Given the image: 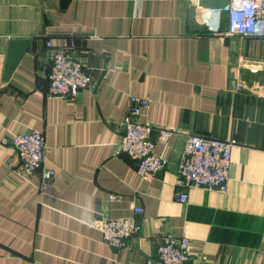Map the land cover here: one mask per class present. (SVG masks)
Masks as SVG:
<instances>
[{
    "label": "crops",
    "instance_id": "0c3cea01",
    "mask_svg": "<svg viewBox=\"0 0 264 264\" xmlns=\"http://www.w3.org/2000/svg\"><path fill=\"white\" fill-rule=\"evenodd\" d=\"M229 3L0 0V264H143L171 234L189 240L187 264H264V38L223 35ZM47 41L73 42L92 76L78 99L49 94ZM132 96L149 101L141 121L169 161L150 181L117 150ZM160 129L173 135L159 141ZM31 131L45 136V167L56 171L45 190L40 173L19 176L5 142ZM191 134L233 141V166L225 193L192 188L181 205ZM102 216L135 217L142 232L116 249L103 242Z\"/></svg>",
    "mask_w": 264,
    "mask_h": 264
},
{
    "label": "built area",
    "instance_id": "2783aa9c",
    "mask_svg": "<svg viewBox=\"0 0 264 264\" xmlns=\"http://www.w3.org/2000/svg\"><path fill=\"white\" fill-rule=\"evenodd\" d=\"M140 1V0H137ZM228 13V26L223 35L229 37L264 38V0H230L225 7ZM73 42L69 47H73ZM52 70L49 76L50 94L58 97L78 99L93 84L92 76L84 69L83 63L71 54L69 47L55 48L47 42ZM255 72L256 70L253 69ZM240 91V85L233 86ZM149 101L141 97H131L129 114L124 121V132L119 140L118 153H124L137 162L136 171L143 180H152L165 172L169 161L156 153L157 142L153 138V126L140 119ZM173 135V130H161L159 141ZM19 160L17 173L25 181H30L38 172L40 190L47 189L53 182L56 171L44 166L46 141L42 133L32 131L7 139ZM233 141L206 137L198 134L186 138L181 162L178 167L175 200L185 204L189 200V188H203L226 192L231 179L233 166ZM113 201L121 197L112 195ZM136 214L143 212L134 207ZM104 243L124 249L129 239L141 232V224L135 218L114 219L104 217L97 222ZM157 259L144 264H186L191 259L188 239L167 235L158 247Z\"/></svg>",
    "mask_w": 264,
    "mask_h": 264
},
{
    "label": "rangeland",
    "instance_id": "374dc122",
    "mask_svg": "<svg viewBox=\"0 0 264 264\" xmlns=\"http://www.w3.org/2000/svg\"><path fill=\"white\" fill-rule=\"evenodd\" d=\"M48 42V41H47ZM54 46V45H53ZM47 49H48V47H47ZM48 51H49V49H48ZM50 53V52H49ZM50 66H51V62H50ZM50 69L52 70V66L50 67ZM84 69H85V67H84ZM88 72V71H87ZM50 73H51V71H50ZM89 73V72H88ZM90 74V73H89ZM49 76H50V74H49ZM93 79V78H92ZM92 86V85H91ZM235 90V89H234ZM235 91H238V90H235ZM241 91V90H240ZM49 94H50V90H49ZM50 95H52V94H50ZM52 96H54V95H52ZM130 101H131V99H130ZM131 107V106H130ZM130 110V109H129ZM129 114V113H128ZM126 120V119H125ZM141 120V119H140ZM143 122V121H142ZM143 123H147V122H143ZM150 124V123H149ZM153 126V129L155 130V127H154V125H152ZM161 130H171V129H160V131ZM160 131H159V134H160ZM32 132V131H31ZM39 132V131H38ZM124 132V131H123ZM41 133V132H40ZM153 133H154V131H153ZM26 134H28V133H26ZM21 135H24V134H21ZM191 135H193V134H191ZM18 136V135H17ZM44 136V135H43ZM44 138H45V136H44ZM7 140V139H6ZM10 140H12V139H10ZM46 140V139H45ZM7 143V142H6ZM135 161V160H134ZM44 166H45V164H44ZM47 168V167H46ZM50 169V168H49ZM37 173H40V175H41V172L40 171H38ZM56 177V176H55ZM55 179V178H54ZM176 188H177V183H176ZM190 189H192V188H189L188 190H187V192L189 193V190ZM198 189H203V188H198ZM206 190V189H205ZM175 192H176V190H175ZM219 192H221V191H219ZM223 193H225V192H223ZM112 196V195H111ZM189 198H190V194H189ZM174 199H175V193H174ZM110 201H113L112 200V198L110 197ZM176 201V200H175ZM114 202H118V201H114ZM177 202V201H176ZM188 202H189V200H188ZM187 202V203H188ZM177 203H179V202H177ZM187 203H185V204H182V203H179V204H181V205H186ZM137 208H140V207H137ZM140 209H142V208H140ZM143 210V209H142ZM134 213H135V211H134ZM143 213H144V210H143V212L142 213H140V214H136L135 213V215L137 216V215H143ZM103 218V216L102 217H100L98 220H97V222L100 220V219H102ZM111 218V217H110ZM132 218V217H131ZM135 218V217H134ZM114 219H127V218H114ZM136 221H137V219H135ZM138 222V221H137ZM139 223V222H138ZM97 224V223H96ZM140 224V223H139ZM142 226V225H141ZM98 227V226H97ZM99 229V228H98ZM100 230V229H99ZM141 232H142V228H141ZM141 232H139L136 236H134V237H132L131 239H129V241H128V245H127V247L126 248H128L129 247V244H130V242L132 241V240H134L137 236H139L140 234H141ZM171 235H174V234H171ZM174 236H176V237H179V236H177V235H174ZM103 237V236H102ZM179 238H185V237H179ZM187 239V238H186ZM189 241V240H188ZM104 242V241H103ZM161 243H162V241H161ZM160 243V244H161ZM189 244H190V242H189ZM108 245V244H107ZM110 246V245H109ZM112 247V246H111ZM117 249V248H116ZM125 249V248H124ZM157 252H158V250H157ZM190 252H191V245H190ZM157 257L158 256H156V257H154V258H150V259H147V260H154V259H157ZM146 260V261H147ZM191 260V259H190ZM189 260V261H190ZM145 261V262H146ZM189 261L187 262V263H189ZM186 263V264H187ZM144 264V263H143Z\"/></svg>",
    "mask_w": 264,
    "mask_h": 264
}]
</instances>
